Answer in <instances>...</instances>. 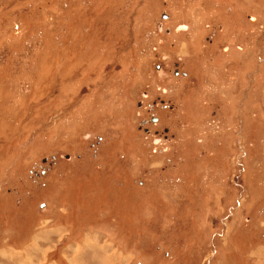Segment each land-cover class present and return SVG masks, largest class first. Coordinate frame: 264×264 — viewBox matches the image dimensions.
<instances>
[{"label": "rangeland", "instance_id": "1", "mask_svg": "<svg viewBox=\"0 0 264 264\" xmlns=\"http://www.w3.org/2000/svg\"><path fill=\"white\" fill-rule=\"evenodd\" d=\"M102 258L264 264V0H0V264Z\"/></svg>", "mask_w": 264, "mask_h": 264}, {"label": "crops", "instance_id": "2", "mask_svg": "<svg viewBox=\"0 0 264 264\" xmlns=\"http://www.w3.org/2000/svg\"><path fill=\"white\" fill-rule=\"evenodd\" d=\"M66 238L69 239L70 236H69V237H66ZM62 239H63V238H62ZM72 247L74 248V249H72V252H73V250H74L75 254H78V256H79V254L81 255V252H82V251H81V252H80V251L77 252L76 249H77V250H80V249L83 248V246H80L79 243H78V244H77V243H74ZM69 248H70V247L67 246V249H69ZM65 253H66V252H65ZM113 253H114V255H108V256H107V257H109V258L111 259V261H113L112 256H113V257H115V255L119 256V254L117 253L116 250H114ZM75 254H70V255L77 256V255H75ZM78 256H77V257H78ZM117 256H116V257H117ZM116 257H115V258H116ZM103 259H104V258L100 259V261H96V264H102ZM69 263H70V262H69ZM92 263L95 264V259L92 261Z\"/></svg>", "mask_w": 264, "mask_h": 264}]
</instances>
